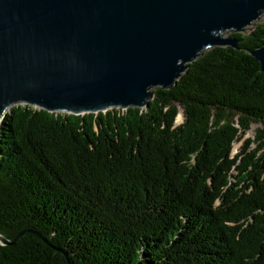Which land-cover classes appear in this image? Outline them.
Masks as SVG:
<instances>
[{"label": "trees", "instance_id": "16d2710c", "mask_svg": "<svg viewBox=\"0 0 264 264\" xmlns=\"http://www.w3.org/2000/svg\"><path fill=\"white\" fill-rule=\"evenodd\" d=\"M146 109L13 107L0 127V264H264V21ZM184 113L180 126L177 120ZM260 125L237 155V141Z\"/></svg>", "mask_w": 264, "mask_h": 264}, {"label": "water", "instance_id": "95a60500", "mask_svg": "<svg viewBox=\"0 0 264 264\" xmlns=\"http://www.w3.org/2000/svg\"><path fill=\"white\" fill-rule=\"evenodd\" d=\"M264 17V0H0V127L11 109H146L189 65ZM264 72V46L251 51ZM24 231L0 244L17 245ZM64 255L73 264L67 252Z\"/></svg>", "mask_w": 264, "mask_h": 264}, {"label": "rangeland", "instance_id": "374dc122", "mask_svg": "<svg viewBox=\"0 0 264 264\" xmlns=\"http://www.w3.org/2000/svg\"><path fill=\"white\" fill-rule=\"evenodd\" d=\"M261 20L264 21V17H263ZM252 28H253V27H250V28H248L246 31L241 32V33L245 34V33L249 32ZM232 34H233L232 32L225 33L223 37H224V38H228V37H230ZM180 109H181V114L179 115V118H178V120H177V125H178V126H180L181 124H183L184 119H185V117H184V113H183V109H182V108H180ZM259 127H260V125H258V124H254V125L252 126L251 131H250L246 136L242 137L239 141L236 142L235 147H234V153H233L234 156L237 155V154L241 151V149H242L244 146H246L247 142H248L250 139H254V138H255L256 130H257Z\"/></svg>", "mask_w": 264, "mask_h": 264}]
</instances>
